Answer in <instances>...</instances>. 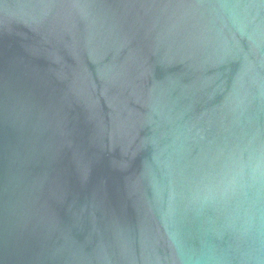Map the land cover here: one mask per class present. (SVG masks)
Segmentation results:
<instances>
[{"label":"water","instance_id":"1","mask_svg":"<svg viewBox=\"0 0 264 264\" xmlns=\"http://www.w3.org/2000/svg\"><path fill=\"white\" fill-rule=\"evenodd\" d=\"M0 264H264V0H0Z\"/></svg>","mask_w":264,"mask_h":264}]
</instances>
